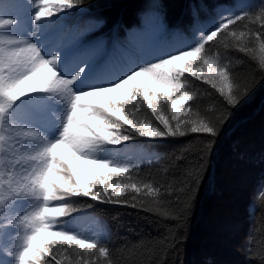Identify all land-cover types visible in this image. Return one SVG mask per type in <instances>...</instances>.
<instances>
[{
  "label": "trees",
  "instance_id": "obj_1",
  "mask_svg": "<svg viewBox=\"0 0 264 264\" xmlns=\"http://www.w3.org/2000/svg\"><path fill=\"white\" fill-rule=\"evenodd\" d=\"M15 1L0 0V6L5 2L2 8L10 11ZM262 10L264 0H83L76 8L49 18L52 29L37 43L47 55L53 41H61L59 47L68 42V48L60 49L64 60L86 56L92 64L87 69L91 76L101 68L122 71L125 66L152 61L177 46H195L202 32L222 18L245 13L255 17ZM229 30L246 33L243 43L257 49L255 58L241 53L232 47L236 41L231 36L206 45L207 55L218 57L233 71L241 92L250 89L231 115L219 93L185 74L186 87L196 93L191 102L196 114L182 118L190 128L192 121L201 118L215 122L228 117L223 126L216 124V137L187 131L183 137L137 138L102 153L138 163L131 175L159 189L155 196L126 190L129 201L135 196L163 212L190 200L184 217L161 220L158 213L139 208L97 203L82 196L69 199L81 211L63 218L66 226L89 239H95L97 227H102L101 243L109 248L112 264H264V70L259 68L258 42L250 35V30L264 32V27L259 21L242 20ZM75 87L79 89L80 84ZM47 95L35 93L18 102L30 111L28 125L39 131L48 120L43 108ZM145 115L151 113L145 109L140 118ZM183 185L197 189L194 200L188 189L178 191ZM27 201L16 205V214L31 213L42 204L37 200L32 206ZM6 215L0 214V221ZM10 231L11 237L0 244V264L9 259L15 264L8 255L16 246L12 241L30 229ZM94 259L106 264L98 254Z\"/></svg>",
  "mask_w": 264,
  "mask_h": 264
},
{
  "label": "snow or ice",
  "instance_id": "obj_2",
  "mask_svg": "<svg viewBox=\"0 0 264 264\" xmlns=\"http://www.w3.org/2000/svg\"><path fill=\"white\" fill-rule=\"evenodd\" d=\"M81 3L83 0H34L32 21L37 26L38 22H49L58 12ZM242 20L259 21L264 27V10L255 17L245 13L222 18L212 29L202 32L195 46H177L152 61L125 66L122 71L101 68L91 76L87 71L92 65L90 60L77 56L66 62L56 41L45 55L28 39L0 33V214L7 213L0 221V244L11 237V229H30L18 237L22 243L12 241L16 246L8 255L15 264H101L94 259L97 254L106 264H112L109 248L101 243L102 227H97L95 239H89L66 226L63 218L81 211L68 202L72 197L139 208L158 213L161 220L178 221L184 217L190 200L163 212L135 196L129 201L124 196L126 190L155 196L159 189L131 175L133 169L139 168L138 163L127 157L121 159L119 154L102 153L137 138L183 137L187 131L216 137V124L223 126L228 117L215 122L201 118L192 121L190 128L182 118L196 114L191 110L196 93L186 87L185 74L219 93L230 116L231 109L250 89L245 87L241 92L233 71L218 57L207 55L206 45L231 36L236 41L232 45L235 50L255 58L257 49L243 43L246 33L229 30ZM15 23L0 17V30ZM250 35L258 42L259 68L264 70V32L250 30ZM85 76L89 79L85 80ZM77 83L79 89L75 87ZM35 93L49 94L66 104L54 139L29 126L26 120L30 111L18 104ZM145 109L151 116L141 119ZM185 188L194 200L197 189L183 185L178 191ZM28 199L42 204L31 213L16 214V205ZM180 199L177 195L176 201Z\"/></svg>",
  "mask_w": 264,
  "mask_h": 264
},
{
  "label": "rangeland",
  "instance_id": "obj_3",
  "mask_svg": "<svg viewBox=\"0 0 264 264\" xmlns=\"http://www.w3.org/2000/svg\"><path fill=\"white\" fill-rule=\"evenodd\" d=\"M33 3L34 0H16L14 5L12 7L10 6V11H6L2 8L5 2L1 3L0 17L11 18L15 20L16 23L4 30H1L0 33L14 35L21 39H28L30 42L36 43L38 45L37 41L41 39L44 35L49 33L52 29V23H50V21H41L38 22V26L37 24L33 23L32 16L36 10L34 7H32ZM55 41L58 44L62 43L59 40ZM68 46V42L65 41L64 45L61 46L60 49L68 48ZM131 54L134 56L133 53ZM43 103L44 112L48 116V120L43 122L44 129L41 130V132L49 139H54L58 135L61 119L63 117L64 112L66 111V104L58 101L55 97H51L49 94L47 95L45 100L43 99ZM108 150L105 152H108ZM27 202L29 205L36 206L37 200L28 199ZM15 242L16 244L17 242L22 243V239L17 238ZM8 262H11V264H13V261H11L10 259L7 261V264Z\"/></svg>",
  "mask_w": 264,
  "mask_h": 264
}]
</instances>
